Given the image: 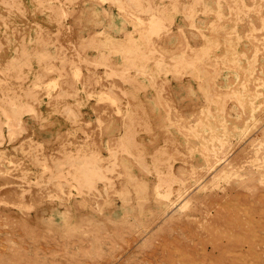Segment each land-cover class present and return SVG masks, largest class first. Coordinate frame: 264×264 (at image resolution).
Wrapping results in <instances>:
<instances>
[{"label":"rangeland","instance_id":"374dc122","mask_svg":"<svg viewBox=\"0 0 264 264\" xmlns=\"http://www.w3.org/2000/svg\"><path fill=\"white\" fill-rule=\"evenodd\" d=\"M0 264H264V0H0Z\"/></svg>","mask_w":264,"mask_h":264}]
</instances>
